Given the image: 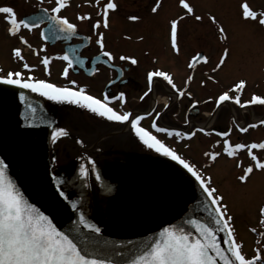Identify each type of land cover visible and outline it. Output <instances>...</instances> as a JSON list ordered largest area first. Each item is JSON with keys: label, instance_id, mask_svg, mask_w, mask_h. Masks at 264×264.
Instances as JSON below:
<instances>
[{"label": "flooded vegetation", "instance_id": "1", "mask_svg": "<svg viewBox=\"0 0 264 264\" xmlns=\"http://www.w3.org/2000/svg\"><path fill=\"white\" fill-rule=\"evenodd\" d=\"M16 1L0 0V7H12L17 17L22 19L27 15H21L17 11L16 4L18 3ZM164 1H168V6L164 4ZM105 2L107 3L109 0L103 1V10L106 5ZM155 4H157V1ZM151 5V7H154L152 3ZM180 5L181 0H174V9H171V0H159L157 11L155 13L151 11L152 17L147 19L146 25H144L147 32H155L159 38L144 42L141 45L136 44L139 41L134 42L129 41V39H127L128 41H121L115 39L114 34L107 35V32L112 29L111 25L107 28L101 26L95 30V32H104V51L113 54L111 61L102 56L99 45L96 43L97 34L94 39L89 36L90 40L83 48H79L82 44L85 45L83 40L72 39L69 42H55L52 46L40 41L42 46L37 50L28 41L27 44L22 43L19 36L23 34L33 35L35 32L37 38L43 26L32 30L21 28L19 34L14 36L8 32L10 25L5 18V14H0V70H2L0 75H6L8 71H21L25 79L31 75L35 79H44L57 86L72 87L74 90L84 88L86 94L93 95L101 100L104 96L118 97L120 92H124L125 100L123 103L119 99H115L110 102L109 106L121 114L123 111H128L141 115L143 119L138 126L156 136L166 147L175 151L189 164H191L192 159L182 152L183 144L188 143L190 145L198 133L200 135L208 134L207 136L217 137L222 141L228 140L229 144L233 146L237 143L260 144L261 140L258 139V134L255 132L257 129L254 128L258 127L261 120H264V105L256 103L245 104L247 107H241L233 99L222 102L217 109L216 102H213L211 107H202L201 103L196 100L197 73L192 72L197 67L206 65L209 59L207 62L203 61L191 68L189 64L197 53H202L205 56L206 51H204V54L201 49L190 50L191 54L186 56V70L188 69V71H185V76H182L183 72H181L179 66L175 72H172L166 67L157 65L158 61L169 63L172 59L179 63L181 62V56L179 58L180 51L189 49L181 40ZM134 9L131 13L138 12V9ZM48 10L51 15V8ZM161 10H164V15L167 14V16L170 15L172 10V15L177 21L179 53L171 46V27L165 28V21L159 17ZM59 15L61 16V12ZM260 16L264 18V12L260 13ZM255 24L256 27L264 31V25L258 21ZM2 30H4L9 40H15V45L19 46L23 59H19L14 55L13 49L16 48L8 43V40L1 33ZM77 33L79 32L77 31ZM192 37L191 34L190 39ZM57 48L60 51H56L55 55H50L51 53L48 50ZM64 48H72L73 57H79L82 62L81 66L73 65L69 69L67 77L62 75L63 69L67 66V62L62 59ZM3 49L8 52V57L11 58L3 57ZM230 49L232 50L231 47ZM37 51H40V54L47 52V55H39L38 57L39 52ZM166 55L170 60H159ZM45 56L50 59L47 71H45V66L42 63ZM121 56L134 57L138 63L132 65L130 60H121ZM93 59L97 60V63L93 66V72L89 76L87 71L91 69ZM25 63L33 66L31 72L24 69L23 65ZM39 70L40 73L38 74ZM154 70H162L171 75L173 82L178 89L184 92V95L180 96L162 78H155L156 83L153 90L141 100L140 97L145 91H148L147 73ZM261 71H264V67ZM204 74L208 76L207 74L210 73L206 72ZM189 76L192 79L186 83ZM71 81H76V84L72 85ZM0 86L13 94L20 102L27 106L30 104L36 108L35 119L44 132V154L52 182L59 191H63L65 199L79 221L80 215L83 214L86 223L93 224L100 229L99 233L102 235H99V237L114 233V225L119 221L120 215L117 207H119L127 191L134 188L147 189L145 182L149 183L151 177L159 176L165 172L167 165L175 167L176 170L186 175L191 174L177 161L165 157L145 145L128 122L109 121L85 108L69 102L52 101L27 89H19L15 86L3 84H0ZM240 92L239 97L242 99L244 90ZM21 94L25 97L24 100L20 99ZM250 94L247 100L243 94L241 104L250 100L254 94L257 95L254 92ZM204 101L210 102L211 100L207 96ZM193 102L198 103L194 105ZM165 103L168 105L167 108ZM205 109L210 111L205 113ZM257 109H263V112L257 114ZM216 111L218 112L215 114ZM220 111L223 113L219 114ZM241 111L245 114L241 115ZM232 112L235 114H232ZM156 113H160L158 118L155 115ZM256 115L259 119L255 118ZM202 119L206 120L207 123L203 125L205 128H201L205 131L199 132L196 123ZM153 123L157 127L167 128L173 133L175 131L181 133L191 131L195 134L192 136L168 135L157 131V127H153ZM249 124H256L257 126L248 127ZM242 127H247L248 130L241 132L239 129ZM58 128H64L68 134L53 142L52 133L56 132ZM221 132H228L229 135L221 136L218 134ZM57 135L59 136L58 132ZM254 150L256 149L252 151ZM239 154L251 159L247 154V149L236 150L231 158H236ZM228 157L230 158V156ZM61 160H64L63 166L60 165ZM90 162H94L96 165L95 173L91 171ZM81 165L89 169L86 178L80 174ZM191 165L197 171L200 170L198 167L201 168L199 164ZM97 173L101 176L99 181L96 179ZM195 186L198 191H202L200 184ZM111 192L115 193L114 197L108 195ZM105 194L106 197H104ZM73 201L77 205L75 209L72 207ZM91 233L94 234L95 232Z\"/></svg>", "mask_w": 264, "mask_h": 264}, {"label": "snow or ice", "instance_id": "2", "mask_svg": "<svg viewBox=\"0 0 264 264\" xmlns=\"http://www.w3.org/2000/svg\"><path fill=\"white\" fill-rule=\"evenodd\" d=\"M181 4L187 10L188 13L193 12V8L185 0H181ZM66 7L64 0H56V5L51 8V15H48V9H42L45 15L50 21H52V30L59 31L64 34L65 39L77 35V25L69 21L67 17L60 16L59 13ZM159 7V0H157L156 6L152 8V12H156ZM242 16L244 19L257 20V13L251 10L247 3L243 4ZM117 8L116 3L109 0L106 3L102 12L103 21L97 20L92 25L94 30L99 29L101 26L107 28L108 24V12L109 10H115ZM0 14H5V18L8 21L10 27L8 32L11 35L17 36L21 28L32 30L39 27V23L36 21H30L26 19H20L17 17L16 12L10 6L0 7ZM200 20V16L195 17ZM79 20L91 19L89 14L78 16ZM131 20H138L139 17L131 16ZM215 22V17H212ZM40 23H43V18H40ZM258 22L264 25V18H260ZM220 33L224 32L221 27ZM41 36L45 39L46 34L41 32ZM22 43L27 44V40L24 36H19ZM96 43L99 45L101 54L107 57L109 61L113 59V54L108 51H104V34L97 32ZM171 46L179 53V47L177 43V21L171 22ZM14 55L23 59L21 56V50L19 48L13 49ZM228 55L227 50L224 51L216 68L219 69L224 63ZM67 62V66L63 69L62 75L67 77L69 69L74 64H79L80 58H72L67 53L62 57ZM121 60H130L132 65H136L138 61L134 57L121 56ZM207 57L197 53L192 58V63L189 67H193L194 63L198 60L207 62ZM45 66V71L48 70L50 63L49 57L45 56L42 60ZM24 69L31 72L33 66L25 63ZM2 71V70H0ZM155 78H162L166 81L172 89L183 96L184 92L177 88V85L173 82L171 75L162 70H154L147 73L148 91L140 97L141 100L153 90V86L156 83ZM191 76L188 77L186 83L190 82ZM0 84L15 86L19 89H27L32 93L39 94L46 97L49 100L56 102H69L79 107L85 108L92 113L99 115L102 118H106L109 121L115 122H128L131 128L135 131V134L139 139L147 145L150 149H154L157 153L169 157L174 161H177L184 169H186L196 181L199 182L201 189L207 194L210 203L213 206L212 211V224L216 227H212L210 224L201 223L196 220H189L187 224L193 227L197 235H193L192 231H188L183 226H170L164 228L157 237L142 249L138 254L134 256L128 264H256L259 260V252L251 260L246 259L242 254V248L239 243L236 242L235 232L231 221L233 217L228 214L227 205L221 203L223 197H217L214 195L216 189L209 187L210 178L206 179L199 174L194 167L185 162V160L179 156L175 151L166 147L156 136L151 135L144 128L139 127L140 121L143 119L141 115L123 111L122 114L110 107L109 104L112 100L119 99L122 103L125 100V93L120 92L118 97L104 96L103 99H98L93 95L86 94L84 88L74 90L72 87L57 86L54 83L47 82L44 79H35L31 75L27 79L23 78L21 71H8L6 75H0ZM72 85L76 84V81H71ZM246 82L240 80L234 85L236 90L243 89ZM21 100L25 97L21 94ZM209 99H212L211 97ZM236 104L244 107L245 104H261L264 105V98L259 95H253L250 100L241 104L239 95L230 97L228 92H224L216 99V105L222 102L233 100ZM195 103L198 102H193ZM33 119L35 118L36 108L32 105H28ZM165 107L168 105L165 103ZM158 118L160 113L155 114ZM264 124V120L259 122ZM256 124H249L248 127H256ZM153 127H157L153 123ZM241 132H246L247 127L239 129ZM157 131L167 133L168 135L175 134L176 136H192L194 132L170 131L167 128L157 127ZM203 132L204 129H199ZM59 133V136L57 135ZM68 133L64 128H58L56 132L52 133L53 142H56L60 137L66 136ZM221 136L229 135L228 132L218 133ZM224 151L228 156H233L236 150L247 149V154L255 161V167L260 170H264V162H261L252 151L253 149H264V143H252L246 145L244 143H237L234 146L230 145L228 140L224 141ZM213 161L220 155L219 152L205 153ZM91 163V171L96 172V165ZM7 166L3 161H0V264H112L110 259L98 258L93 253L85 254V251L81 249L72 238L63 231H61L53 220L48 215L44 214L38 207L30 203L24 194L18 189L16 183L7 175ZM253 166L249 164L244 169V174L239 177L242 182H246L249 174L253 172ZM89 169L83 165L80 166V174L86 178L88 176ZM96 179L99 181L101 176L97 173ZM60 195L64 196L63 191H60ZM76 203L73 201L72 207L76 208ZM260 215L264 217V207L260 208ZM264 223V220L261 221ZM80 224L90 231L99 233L100 229L93 224H88L85 221L83 214L80 215ZM224 232L225 248L220 246L217 240L216 232ZM264 264V261H261Z\"/></svg>", "mask_w": 264, "mask_h": 264}, {"label": "rangeland", "instance_id": "3", "mask_svg": "<svg viewBox=\"0 0 264 264\" xmlns=\"http://www.w3.org/2000/svg\"><path fill=\"white\" fill-rule=\"evenodd\" d=\"M103 1L65 0L66 7L62 9L61 16L67 17L70 22L75 23L79 33L94 39L97 32L92 25L103 17ZM156 1L112 0L116 3L117 8L108 12V24L111 25L112 29L107 32V35L114 34V38L121 41H128L127 39L134 42L139 41L136 42L137 45L157 40L159 38L157 34L150 30L151 33L147 32L144 26L147 19L152 17L153 7H151V3L156 6ZM173 1L171 0V9H174ZM16 2L18 3L16 4L17 11L21 15H30L40 8L49 9L56 5V0H17ZM185 2L193 8V12L188 13L182 4L179 7L181 40L189 49L180 51L181 62H175L174 59L170 60L166 55L159 60L169 59L170 62L158 61L157 65L166 67L172 72H175L179 66L183 72L182 76H185V71H188V69L186 70V56L191 54L190 50L201 49L203 53L206 51L207 54H204L209 62L197 67L192 73H197L195 98L202 107H211L215 99L224 92H228L230 97H234L240 95V91L244 90L243 94L246 100L253 92L264 98V71H261L264 67V31L256 27L255 24L261 18L260 13L264 12V0H185ZM245 3L258 14L257 20L243 18L242 6ZM164 4L168 6V1H164ZM133 9H138V12L131 13ZM85 14H89L91 19H77L78 16ZM172 14V10L169 16L164 15V10H161L159 17L165 21V28L171 27V22L175 20ZM131 16H137L139 19L131 20L129 19ZM196 16H200L201 19L197 20ZM212 17H215V22H213ZM100 21L102 22L103 18ZM221 27L224 29L223 33L219 31ZM1 33L10 45L19 48L18 45H15V40L11 39V41L6 37L4 30ZM191 34L193 37L190 39ZM22 36L37 50L42 46L41 40L39 37L36 38L35 32L33 35L23 34ZM58 50L60 51L57 48L48 50V52L51 53L50 55H55ZM225 50L228 52L225 63L213 71ZM37 52H39L38 57L39 55H47V52L41 54L40 51ZM2 54L5 58H11L8 57V52L5 49L2 50ZM139 66L141 67L140 63ZM206 72L210 74L206 76L204 74ZM37 73L39 74L40 70ZM240 80L246 82L245 87L242 90H236L234 85ZM207 96L208 99L212 98L210 102L204 101ZM209 111L205 109V113ZM261 112L263 109H257V114ZM221 113L223 112L220 111L219 114ZM232 114L235 113L232 112ZM244 114L241 111V115ZM255 118L259 119L258 115ZM206 123L207 121L202 119L196 124L204 125ZM255 132L258 134L261 143H264V124L260 125ZM207 135L198 134L190 145L188 143L183 144L182 152L192 159L191 164H199L201 167L199 174L206 179L210 178L209 187L216 189L214 195L223 197L221 203L227 205L228 214L233 217L231 224L235 232L236 242L241 245L242 254L246 259L251 260L259 252V260L256 261V264H261V261H264V223L261 222L264 217L260 215V208L264 207V170L257 169L255 161L246 158L243 154H239L231 160L228 159L224 151V141ZM212 152L220 153L215 161L205 155V153ZM256 156L261 162H264V149L258 150ZM249 164L253 166L254 170L249 174L247 181L242 182L239 177L244 174V169ZM60 165H64V160H61ZM114 194L111 192L108 195L114 197ZM210 205L212 204L210 203ZM73 230L75 233H79L82 228L74 227Z\"/></svg>", "mask_w": 264, "mask_h": 264}, {"label": "water", "instance_id": "4", "mask_svg": "<svg viewBox=\"0 0 264 264\" xmlns=\"http://www.w3.org/2000/svg\"><path fill=\"white\" fill-rule=\"evenodd\" d=\"M49 15V14H48ZM43 18V23H40ZM36 21L47 38L41 40L54 44L56 41L69 42L81 39L87 45L89 37L78 34L65 39L64 34L52 30V21L42 9L23 17ZM79 50V49H78ZM74 58L72 48H64ZM202 55V54H201ZM203 60H198L194 66ZM79 64H74L81 66ZM97 60L91 61V76ZM193 66V67H194ZM0 161L7 166V175L16 183L24 197L44 214L48 215L57 227L68 234L74 242L85 251L98 258L110 259L112 264H128L136 254L150 244L166 227L183 226L193 235H197L189 220L212 224L214 212L207 200L202 197L192 180L175 167L167 169L159 176L151 177L144 188H134L126 192L124 199L117 207L120 211L119 221L114 225V233L109 236L96 237L90 233L78 236L69 229L74 214L50 181L44 154V132L36 119H33L29 107L20 102L13 94L0 86ZM170 168V169H169ZM222 248L224 232H216Z\"/></svg>", "mask_w": 264, "mask_h": 264}, {"label": "bare ground", "instance_id": "5", "mask_svg": "<svg viewBox=\"0 0 264 264\" xmlns=\"http://www.w3.org/2000/svg\"><path fill=\"white\" fill-rule=\"evenodd\" d=\"M71 211L73 212V214L75 215V217H76V214H75V212L73 211V209H71ZM77 218V220L79 221V219H78V217H76ZM79 223H80V221H79ZM75 224V223H74ZM77 225V224H76ZM78 227V226H77ZM73 228H74V226H73V224L71 223L70 225H69V229L72 231V232H74V230H73ZM111 228H112V226H111ZM110 228V229H111ZM93 232V231H92ZM84 232H83V230L82 231H80L79 230V235L78 236H80V235H82ZM112 235V234H111Z\"/></svg>", "mask_w": 264, "mask_h": 264}]
</instances>
